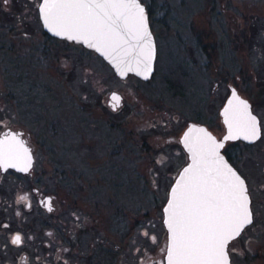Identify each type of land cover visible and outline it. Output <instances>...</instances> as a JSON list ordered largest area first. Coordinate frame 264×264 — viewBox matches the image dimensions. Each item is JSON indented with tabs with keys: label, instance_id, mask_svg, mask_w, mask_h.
<instances>
[{
	"label": "rangeland",
	"instance_id": "obj_1",
	"mask_svg": "<svg viewBox=\"0 0 264 264\" xmlns=\"http://www.w3.org/2000/svg\"><path fill=\"white\" fill-rule=\"evenodd\" d=\"M142 1L150 9V21L152 10L158 48L151 82L135 74L123 82L94 50L48 38L57 48H38L36 57L28 54L36 48H26L27 80L16 83L14 90L33 94L27 107L35 110L32 116L39 120L32 123L43 126V140L51 150L42 154L44 164L65 175L60 178L62 194L77 188L88 205L103 206L108 214L121 206L122 211H136L140 220L153 218L157 223L174 174L184 163L182 149L172 139L180 138L189 120L198 118L202 100L209 105L225 91L240 67L253 76L264 75V0ZM5 71L0 63L2 93L10 81ZM105 86L119 88L128 103L143 99L142 119L150 115L155 128L143 124L149 131H139L138 141H132L129 126L121 132L100 122L98 94ZM89 93L96 121L92 126L86 112ZM170 126L172 132L166 130ZM151 143L154 153L146 145ZM163 151L170 156L165 162ZM44 180L53 187L52 178Z\"/></svg>",
	"mask_w": 264,
	"mask_h": 264
},
{
	"label": "flooded vegetation",
	"instance_id": "obj_2",
	"mask_svg": "<svg viewBox=\"0 0 264 264\" xmlns=\"http://www.w3.org/2000/svg\"><path fill=\"white\" fill-rule=\"evenodd\" d=\"M41 2L7 0L5 3L0 0V63L10 80L4 93L0 92V264H167L170 239L164 222V206L157 223L151 221L153 218L140 220L136 211L125 212L120 210L121 206L108 214L103 206L88 205L83 191L77 188H70L66 196L62 194L64 186L60 180L65 175L44 164L42 154L51 150L43 140V126L32 123L39 120L32 116L35 110L27 107L28 102L33 101V94L14 90L16 83L27 80V71H23L27 63L26 48H36L28 52L35 57L38 48H57L48 38L59 37L44 29ZM147 9L149 13L148 6ZM150 23L153 29L152 10ZM130 75L134 74L126 78L117 76L125 82ZM137 77L151 82V77ZM231 80L225 91L215 95L209 105L201 101L196 112L198 118L189 120L186 128L191 122L205 125L215 144L223 145L221 152L247 184L252 223L228 242L230 264H264V75L253 76L250 69L240 67ZM216 83L220 87V80ZM114 91L121 94L120 103L112 99ZM232 93L239 96L226 116L223 108ZM88 95L86 112L92 126L96 121L92 120V93ZM245 99L250 102L251 112L240 103L246 102ZM142 105L143 99L128 103L119 88L106 89L105 86L98 94L99 121L121 132L129 126L126 130L132 134V141H138L143 124L149 122L147 129L155 128L150 115L142 119ZM15 117L17 119L13 120ZM253 124L259 125L258 137L245 139ZM147 129L144 130L149 131ZM166 130L172 132L173 128L170 126ZM13 136L15 140L11 139ZM230 136L234 138H228ZM181 137L175 136L171 143L182 149L183 168L190 157ZM151 138H155L152 133ZM146 145L154 153L155 144ZM163 152L165 162L170 156ZM152 153L151 160L157 162L158 157ZM31 155L33 160L29 167ZM13 159L24 162L22 167L12 165ZM178 174H174L175 179ZM45 178L54 180L52 188ZM156 226H160L157 233L151 231V227ZM17 236L20 242L13 243Z\"/></svg>",
	"mask_w": 264,
	"mask_h": 264
},
{
	"label": "snow or ice",
	"instance_id": "obj_3",
	"mask_svg": "<svg viewBox=\"0 0 264 264\" xmlns=\"http://www.w3.org/2000/svg\"><path fill=\"white\" fill-rule=\"evenodd\" d=\"M4 2L7 3V0ZM130 8H135L138 13V19L131 26L124 13L107 11ZM41 9L46 24L53 30L59 28V34L68 35L70 39L87 36L98 41L115 42L118 36L116 28L120 27L118 22L122 18L123 27L129 32H136L139 39L148 35L143 9L136 0H44ZM112 99L118 101L119 97L113 95ZM240 103L246 110V102ZM251 120L255 118L251 117ZM256 138L253 124L245 139ZM11 139L15 140L16 137ZM208 140L214 144V148L223 146L215 144L210 134ZM24 170L27 171V167ZM227 172L230 177L228 197L221 203L208 187V181L196 175L195 166L185 169V173L193 174L190 178L194 179V183L178 185L173 192V202L169 204V227L173 241V249L168 258L170 264H228L227 243L252 223V213L244 181L231 169H227ZM19 242L20 237H15L13 243Z\"/></svg>",
	"mask_w": 264,
	"mask_h": 264
},
{
	"label": "water",
	"instance_id": "obj_4",
	"mask_svg": "<svg viewBox=\"0 0 264 264\" xmlns=\"http://www.w3.org/2000/svg\"><path fill=\"white\" fill-rule=\"evenodd\" d=\"M44 0H42L41 5ZM136 3L140 8L143 9L144 16V25L146 27V31L148 33L147 36H144L143 39H139L136 32H129L126 28L123 27L124 20L123 18L118 22L120 27L116 28V32L118 36L115 42H105L103 40H95L91 37H83L79 39H70L68 35H60V29L56 28L53 30L50 28L46 22L44 13L41 9V17L44 25V29L48 31L50 34L59 37L68 39L70 41H75L78 43H82L86 47L95 50L105 61H107L115 73L121 77L126 78L129 74H135L143 79H149L152 77L155 71V63L157 57V42L155 34L151 28L149 13L146 4L142 0H136ZM109 12L117 13L122 12L128 17V24L133 25L138 19V13L135 8L130 9H109ZM75 34V33H72ZM92 44L96 46L93 47ZM237 92V91H236ZM234 93V91H233ZM230 97L229 101L223 108V114L228 116V113L233 110L234 100L238 98L239 94ZM118 96L120 103L121 94L117 91H114L111 95ZM247 102V109L251 112L250 102L245 99ZM252 116V115H251ZM256 124V120L253 121ZM256 126V125H255ZM203 131H200V130ZM256 135H259V125L255 127ZM213 138L211 131L202 124L191 122L189 126L184 131L181 141L185 146L186 150L189 153L190 161L181 169L177 178L173 182L168 199L164 205V222L169 230V249L167 253V264H170L169 255L171 250L173 249V241H172V230L169 227V204L173 202V192L177 189L178 185L184 184H192L194 183V179L190 177L193 174L185 173V169L195 166L197 169V174L201 176L204 180L208 181V187L212 189L215 197L220 200L221 203L228 197L227 185L230 180L227 169H231L237 176L240 177L244 181L245 187L247 189V196L250 200V195L248 192L247 184L242 175L229 163L226 159L225 155L221 152L220 147L214 148V144L208 140V135ZM214 148V153H213ZM32 155L31 160L29 162V167L32 165ZM12 165L20 168L22 167L24 162H20L18 160H12ZM249 208L251 209V200L249 204ZM228 244V243H227ZM227 250V249H226ZM175 257L173 256V261ZM227 261L230 264L228 252H227Z\"/></svg>",
	"mask_w": 264,
	"mask_h": 264
},
{
	"label": "trees",
	"instance_id": "obj_5",
	"mask_svg": "<svg viewBox=\"0 0 264 264\" xmlns=\"http://www.w3.org/2000/svg\"><path fill=\"white\" fill-rule=\"evenodd\" d=\"M149 11H150V9H149ZM150 13V12H149Z\"/></svg>",
	"mask_w": 264,
	"mask_h": 264
}]
</instances>
